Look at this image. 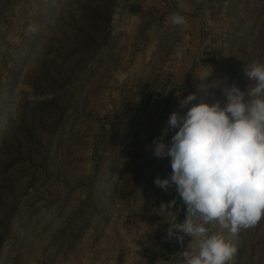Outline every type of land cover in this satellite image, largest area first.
Segmentation results:
<instances>
[{
    "label": "rangeland",
    "instance_id": "obj_1",
    "mask_svg": "<svg viewBox=\"0 0 264 264\" xmlns=\"http://www.w3.org/2000/svg\"><path fill=\"white\" fill-rule=\"evenodd\" d=\"M256 60L264 0H0V264H184L191 237L167 229L186 208L155 185L172 170L152 141L189 94L245 90ZM207 227L228 264H264V217Z\"/></svg>",
    "mask_w": 264,
    "mask_h": 264
},
{
    "label": "clouds",
    "instance_id": "obj_2",
    "mask_svg": "<svg viewBox=\"0 0 264 264\" xmlns=\"http://www.w3.org/2000/svg\"><path fill=\"white\" fill-rule=\"evenodd\" d=\"M170 23L181 26L186 19L173 13ZM245 75L251 81L245 90L225 83L223 106L203 95L193 103L196 93L180 100L187 111H173L152 141L153 155L170 158L172 170L167 178L157 176L155 185L164 191L174 185L186 208L183 223L167 229L168 239L191 237L181 252L184 264H228L237 248L223 234H210L207 225L219 223L236 236L264 217V62L247 65ZM169 132L174 134L166 142Z\"/></svg>",
    "mask_w": 264,
    "mask_h": 264
}]
</instances>
